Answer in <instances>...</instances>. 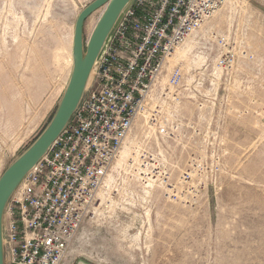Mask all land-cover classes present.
<instances>
[{
    "label": "rangeland",
    "instance_id": "374dc122",
    "mask_svg": "<svg viewBox=\"0 0 264 264\" xmlns=\"http://www.w3.org/2000/svg\"><path fill=\"white\" fill-rule=\"evenodd\" d=\"M93 1L0 0V176L56 112L75 20ZM103 10L85 20L84 44ZM174 66L182 84L164 97ZM157 87L62 263L264 264L259 0L226 1L167 60Z\"/></svg>",
    "mask_w": 264,
    "mask_h": 264
},
{
    "label": "built area",
    "instance_id": "2783aa9c",
    "mask_svg": "<svg viewBox=\"0 0 264 264\" xmlns=\"http://www.w3.org/2000/svg\"><path fill=\"white\" fill-rule=\"evenodd\" d=\"M226 1L131 0L123 9L71 119L4 208L3 264L62 263L167 60ZM182 79L171 68L161 95L176 98Z\"/></svg>",
    "mask_w": 264,
    "mask_h": 264
},
{
    "label": "water",
    "instance_id": "95a60500",
    "mask_svg": "<svg viewBox=\"0 0 264 264\" xmlns=\"http://www.w3.org/2000/svg\"><path fill=\"white\" fill-rule=\"evenodd\" d=\"M131 0H94L77 16L72 40V71L51 121L34 143L0 176V264L4 263L1 224L3 211L25 175L46 154L76 110L88 85L94 63L116 20ZM104 8L86 44L83 42L85 20Z\"/></svg>",
    "mask_w": 264,
    "mask_h": 264
},
{
    "label": "bare ground",
    "instance_id": "6f19581e",
    "mask_svg": "<svg viewBox=\"0 0 264 264\" xmlns=\"http://www.w3.org/2000/svg\"><path fill=\"white\" fill-rule=\"evenodd\" d=\"M92 75H93V72L91 73V77H90V80H91V78H92ZM90 80H89V82H90ZM89 82H88V85H89Z\"/></svg>",
    "mask_w": 264,
    "mask_h": 264
},
{
    "label": "crops",
    "instance_id": "0c3cea01",
    "mask_svg": "<svg viewBox=\"0 0 264 264\" xmlns=\"http://www.w3.org/2000/svg\"><path fill=\"white\" fill-rule=\"evenodd\" d=\"M62 264H65L64 262Z\"/></svg>",
    "mask_w": 264,
    "mask_h": 264
}]
</instances>
